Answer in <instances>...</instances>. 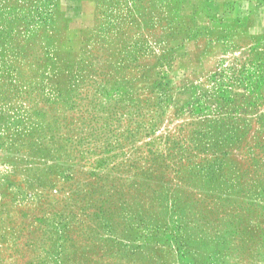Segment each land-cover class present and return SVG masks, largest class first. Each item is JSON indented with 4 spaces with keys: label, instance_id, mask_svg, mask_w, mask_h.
Wrapping results in <instances>:
<instances>
[{
    "label": "rangeland",
    "instance_id": "374dc122",
    "mask_svg": "<svg viewBox=\"0 0 264 264\" xmlns=\"http://www.w3.org/2000/svg\"><path fill=\"white\" fill-rule=\"evenodd\" d=\"M161 16L0 0V264H264V38Z\"/></svg>",
    "mask_w": 264,
    "mask_h": 264
},
{
    "label": "crops",
    "instance_id": "0c3cea01",
    "mask_svg": "<svg viewBox=\"0 0 264 264\" xmlns=\"http://www.w3.org/2000/svg\"><path fill=\"white\" fill-rule=\"evenodd\" d=\"M157 5L169 42L179 34L180 45L202 42L211 52L214 31L218 28L230 33L229 26L233 28L243 19L240 12L252 23L251 36L264 38V0H157ZM237 5L242 6L241 10H237ZM254 48L255 42L248 46V51ZM168 51H180V48L173 49L171 45Z\"/></svg>",
    "mask_w": 264,
    "mask_h": 264
}]
</instances>
